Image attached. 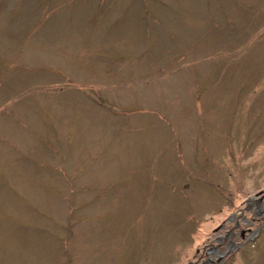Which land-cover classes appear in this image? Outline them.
Masks as SVG:
<instances>
[{
  "label": "rangeland",
  "instance_id": "obj_1",
  "mask_svg": "<svg viewBox=\"0 0 264 264\" xmlns=\"http://www.w3.org/2000/svg\"><path fill=\"white\" fill-rule=\"evenodd\" d=\"M237 224L222 264H264V0H0V264H189Z\"/></svg>",
  "mask_w": 264,
  "mask_h": 264
},
{
  "label": "flooded vegetation",
  "instance_id": "obj_2",
  "mask_svg": "<svg viewBox=\"0 0 264 264\" xmlns=\"http://www.w3.org/2000/svg\"><path fill=\"white\" fill-rule=\"evenodd\" d=\"M261 214H262V212H258L259 218L262 216ZM238 226H239V224H237L234 229L227 231L225 236H223L222 239L219 238L217 240L216 246H211L205 251L207 254L206 259H205V255H202V256L200 255L198 258L196 257L197 258L196 261L190 262L189 264H222L224 258H226L228 255L230 257L232 254H234L233 253L234 251H238L242 247V245L244 244V243L236 244V245L234 244V239H235V237L238 236L237 234L240 231ZM250 231H251L250 229H248L247 231H245V230L240 231L239 237L242 240H244L247 236V232L251 233ZM251 234H253V233H251ZM254 235H257V234H253V236ZM250 238L251 237H249L246 240V242ZM252 238H255V236ZM198 252H199V250H198Z\"/></svg>",
  "mask_w": 264,
  "mask_h": 264
}]
</instances>
